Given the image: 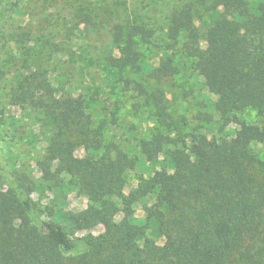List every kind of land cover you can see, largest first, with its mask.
<instances>
[{"label": "trees", "instance_id": "1", "mask_svg": "<svg viewBox=\"0 0 264 264\" xmlns=\"http://www.w3.org/2000/svg\"><path fill=\"white\" fill-rule=\"evenodd\" d=\"M212 4L215 16L205 33L195 24L193 4L188 3L168 15V36L181 39L183 49L194 57L196 70L218 97L215 106L221 117L239 124L227 148L196 132L154 134L142 141V154L157 162L171 144L169 166L142 176L130 196L125 192L126 174L136 167L137 158L119 150L113 153L103 144L102 127L94 126L83 99L71 93L47 98L43 109L54 131L39 163L45 177L70 176V182L88 195V208L71 213L75 228L103 225L104 231L78 236L51 215L44 216L33 197L34 184L0 163L10 186L0 191V264H264V160L252 148L264 144V4ZM156 24L148 17L134 19L127 31L115 25L118 53L112 48L106 59L121 70H141L134 41L139 36L152 43ZM175 72L168 56L152 74L160 79ZM134 83L141 95L153 98L158 122L172 131L175 122L163 93L148 94L142 83ZM248 108L257 110L256 122L240 120ZM76 146L87 154L78 157ZM144 196L154 198L145 224L120 225V212L131 216L134 198ZM150 228L165 238L164 243L146 236Z\"/></svg>", "mask_w": 264, "mask_h": 264}, {"label": "rangeland", "instance_id": "2", "mask_svg": "<svg viewBox=\"0 0 264 264\" xmlns=\"http://www.w3.org/2000/svg\"><path fill=\"white\" fill-rule=\"evenodd\" d=\"M264 4V0H250ZM213 0H0V163L11 172L25 176L34 184L33 197L43 215H51L69 232L78 236L104 231L103 225L78 230L71 213L88 208V195L70 176L45 177L40 160L54 131L44 112V103L53 96L72 94L85 101L94 126L102 127L103 144L113 153L119 150L137 165L126 174L125 192L132 196L142 176L169 166L168 144L157 162L145 159L142 141L154 134L175 137L180 130L206 135L211 142L226 149L235 136L237 122H229L216 109L217 96L206 86L195 68V59L169 35L171 11L184 4H193L195 24L203 33L215 16ZM152 17L157 21L152 43L136 37L141 70L126 67L121 70L110 64L105 54L114 48L115 25L125 31L134 19ZM203 47L206 40L201 39ZM116 43V44H115ZM173 58L174 74L160 79L153 76L166 57ZM133 81L125 86V81ZM134 82H140L148 94L163 93L172 131L162 126L155 114L153 98L141 95ZM31 83V85H29ZM21 84L26 88H21ZM258 112L248 108L240 120L256 122ZM75 153L83 157L87 151L76 146ZM102 147L99 153L103 152ZM253 150L264 160V144L254 143ZM53 165L52 170H55ZM173 171L172 169H170ZM10 188L0 171V191ZM114 200L123 207L121 200ZM154 198H134L133 214L124 211L116 217L120 225L134 222L145 224L147 209ZM157 243L164 237L149 229L146 235ZM141 243V241H140Z\"/></svg>", "mask_w": 264, "mask_h": 264}]
</instances>
